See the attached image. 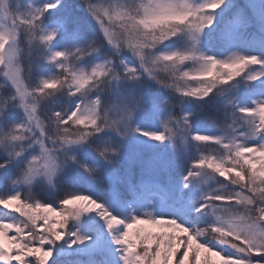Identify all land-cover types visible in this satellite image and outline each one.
<instances>
[{"label": "snow or ice", "instance_id": "6c2138e0", "mask_svg": "<svg viewBox=\"0 0 264 264\" xmlns=\"http://www.w3.org/2000/svg\"><path fill=\"white\" fill-rule=\"evenodd\" d=\"M0 264H264V0H0Z\"/></svg>", "mask_w": 264, "mask_h": 264}, {"label": "trees", "instance_id": "16d2710c", "mask_svg": "<svg viewBox=\"0 0 264 264\" xmlns=\"http://www.w3.org/2000/svg\"><path fill=\"white\" fill-rule=\"evenodd\" d=\"M177 112L179 111V108L177 107ZM230 122V121H229ZM205 220H206V218H204ZM189 221H191V222H194V223H200V221H198V220H195V218L194 217H189V219H188ZM150 227V226H149ZM206 255H208L207 253H202V258L204 257V256H206ZM212 259H214V260H219V257H213Z\"/></svg>", "mask_w": 264, "mask_h": 264}, {"label": "rangeland", "instance_id": "374dc122", "mask_svg": "<svg viewBox=\"0 0 264 264\" xmlns=\"http://www.w3.org/2000/svg\"><path fill=\"white\" fill-rule=\"evenodd\" d=\"M211 131H215V129H211ZM189 219V218H188ZM151 227V226H150ZM154 230H156V231H158L159 229L158 228H156V229H154Z\"/></svg>", "mask_w": 264, "mask_h": 264}]
</instances>
